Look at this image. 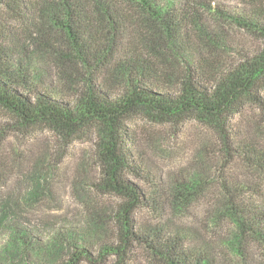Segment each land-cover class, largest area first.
I'll list each match as a JSON object with an SVG mask.
<instances>
[{
    "label": "rangeland",
    "instance_id": "rangeland-1",
    "mask_svg": "<svg viewBox=\"0 0 264 264\" xmlns=\"http://www.w3.org/2000/svg\"><path fill=\"white\" fill-rule=\"evenodd\" d=\"M34 1L9 0L23 12L31 11L30 19L19 18L5 1L0 3V46L14 51L8 67L18 75L17 83H23L17 84L20 92L50 86L65 99L81 85L80 78H72L71 84L59 79L57 64L36 44L35 11L30 10ZM212 2L238 14L252 8L251 0ZM202 11L211 27L226 32L215 51L221 61L239 60L261 46L230 20L213 10ZM126 125L136 169L124 174L145 202L132 214L136 231L148 237H176L182 250L204 253L213 264H264V241L254 234L239 236L237 219L246 221L247 215L233 217L227 208L231 195L235 204L249 201L254 211H264V168L240 157L226 164L213 132L194 119L174 124L133 113ZM231 132L234 146L250 142L264 152V119L256 107L248 104L235 114ZM97 139L92 128L67 135L44 124L20 126L0 108V215L4 202L16 205V215L0 216V264H55L74 244L96 254L102 242L115 238L112 214L124 198L100 193L94 186L102 177ZM32 190L36 193L30 196ZM15 218L18 224L11 230L8 225ZM254 229L263 232L264 224ZM102 264H114V258ZM126 264L165 263L135 244Z\"/></svg>",
    "mask_w": 264,
    "mask_h": 264
},
{
    "label": "trees",
    "instance_id": "trees-1",
    "mask_svg": "<svg viewBox=\"0 0 264 264\" xmlns=\"http://www.w3.org/2000/svg\"><path fill=\"white\" fill-rule=\"evenodd\" d=\"M4 1L19 18H31V11L25 13L9 0L0 3ZM251 1L249 12L238 14L212 0H35L30 10L35 11L36 44L57 64L59 79L71 84L72 78H80L81 85L65 99L50 86L20 92L17 84L23 83H17L18 75L8 67L14 51L0 46V108L20 126L44 124L67 135L83 127L94 129L102 175L94 186L100 193L124 198L112 214V241L102 242L96 254L74 244L55 264H102L109 257L114 264H126L135 244L165 264H213L204 253L182 250L176 237L136 231L132 214L145 202L124 174L136 169L126 122L133 113L174 124L194 119L213 132L226 164L240 157L263 169L264 152L250 142L234 146L231 132L232 117L248 104L264 119V0ZM202 9L250 32L261 46L239 60L221 61L215 51L226 32L211 27ZM231 198V216L240 217L241 212L248 217L235 218L239 236L254 234L264 241V231L254 229L264 224V211ZM13 206L10 200L3 203L1 219L16 215ZM10 223L12 230L17 218Z\"/></svg>",
    "mask_w": 264,
    "mask_h": 264
}]
</instances>
